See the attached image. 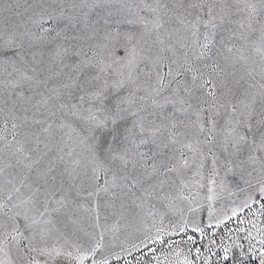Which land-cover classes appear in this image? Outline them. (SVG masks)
<instances>
[{"label":"snow or ice","instance_id":"obj_1","mask_svg":"<svg viewBox=\"0 0 264 264\" xmlns=\"http://www.w3.org/2000/svg\"><path fill=\"white\" fill-rule=\"evenodd\" d=\"M228 8L220 0H176L170 9L158 4L151 10V19L138 21L139 32H117L114 37L106 32L105 38L115 42L111 47L91 46L90 56L84 43L96 37L98 26L66 16L58 0L30 5L29 19L38 31L25 29L0 45V77L5 78L0 83L21 90L7 113L0 109L5 127L9 118L12 121L13 141L0 136L15 159V165L7 167L20 169L19 186L16 177L8 180V195L0 198V251L15 248L22 264H57L65 256L58 242L68 243L65 229L71 226L76 235L77 230L84 232L78 226L88 217L98 221L102 195L119 198L123 208L124 196L130 193L132 203L143 207L144 202L158 199L165 186L177 181L187 186L185 174L193 169L200 174L206 166L213 177L209 183L219 177L222 190L230 176L244 180L245 172L251 176L259 166V195L264 197V86L258 93L245 90L239 96L229 86V77L235 75L229 70L230 57L222 50L224 41L216 48L213 32L215 10L223 13V22ZM204 9L207 18L201 15ZM193 14L195 19L187 20ZM61 19L66 20L63 28L57 23ZM171 20L179 27L167 31L166 43L161 30ZM239 27L245 28L244 23ZM247 29L255 30L251 20ZM259 31L264 40V23ZM154 33L152 43L160 48L146 52ZM97 47L106 52L100 59H96ZM118 47L123 48V56L116 55ZM214 49L217 59L212 58ZM52 81L58 83L49 87ZM232 84L239 85L240 80ZM167 105L173 108L171 115L163 112ZM17 108L21 114H15ZM177 127L185 129L182 135L188 137L187 143L177 140ZM150 142L155 144V154L149 170L146 154L139 149ZM177 143L191 155L177 150L179 157L173 152L156 160ZM137 168L142 169L139 174ZM137 188L139 195L133 191ZM3 190L0 186V193ZM21 241H26L23 247ZM228 251L224 249L225 260ZM80 252L66 255L84 264L88 252L94 257L97 248ZM261 257L264 264V252Z\"/></svg>","mask_w":264,"mask_h":264},{"label":"rangeland","instance_id":"obj_2","mask_svg":"<svg viewBox=\"0 0 264 264\" xmlns=\"http://www.w3.org/2000/svg\"><path fill=\"white\" fill-rule=\"evenodd\" d=\"M41 2L42 0H0V45L15 38L25 29L38 31L29 19L32 15L30 5L34 6ZM187 2L188 0H185V3ZM220 2L229 6L228 15L221 22L220 16L223 13H220L219 9L215 10L217 28L213 29V32L216 48H221L220 42L224 41L222 50L224 55L230 57L229 70L235 75L229 77V86L236 90L238 96L245 90L258 93L264 86V79L261 77V69L264 68V40L261 39L259 31L260 24L264 23V0ZM58 3L64 8L66 16L86 19L90 25L100 28L94 39L82 42L85 51L91 56L93 54L89 50L91 46L111 47L115 42L111 38H105L106 32L112 33L113 37L117 32L137 33L141 29L138 23L141 18L151 19V10L158 4L161 8L166 5L170 9L176 0H58ZM183 11L180 9L181 13ZM206 13L207 9H204L201 15L207 18ZM194 19L195 14L187 16L189 21ZM249 20L255 29L251 33L247 29ZM57 23L59 28L66 26L65 19ZM240 23H244L245 28L241 29ZM176 27L179 25L175 20H171L166 28L161 30L166 43L167 31ZM88 32H91V28ZM241 33L248 38L244 39ZM154 39L155 33L148 41V45H145L146 52L155 53L160 48L159 45L152 43ZM229 47L233 49L231 53L226 51ZM95 51L100 53L96 59L106 55L102 47H97ZM123 54V48L118 47L116 55ZM212 58L217 59L215 49ZM220 62L224 64L222 57ZM140 67L144 68V65ZM164 71L167 72L166 67ZM4 79L0 77V80ZM141 79H144L142 74ZM234 79L240 80V84H232ZM56 83L58 82H50L49 87ZM20 91V89L12 91L6 84L0 83V109L7 113L16 99V93ZM24 94L31 93L25 91ZM151 110L149 108V111ZM163 112L171 115L172 106H165ZM15 114H21L18 108ZM178 118L184 119L179 115ZM184 131L182 127L174 130L177 140L187 143L188 137L182 135ZM0 136L6 137L7 141H13L11 118L6 127L4 122L0 121ZM20 138L22 137H17ZM0 148L4 149L3 153H0L2 162L0 167H3L0 186L4 189L0 193V198H3L8 195L11 188L8 180L16 177L15 182L19 186L20 169L19 166L7 167L9 163L15 165V159L10 156V148L6 146L5 141L0 140ZM139 150L146 154L145 160L150 170L154 163L150 158L155 154V144L150 142L141 145ZM177 150L191 155L181 143H177L165 149L164 155L157 156L156 160L167 159L173 152L179 157ZM140 171L142 169L137 168L135 174H139ZM196 173L197 170L193 169L185 174L187 186L182 187L179 181L173 186H165L158 199L144 202L143 207H137L132 203L133 197L130 193L124 196L123 208L119 198L114 199L111 194L102 195L98 221L88 217L83 225L78 226L88 233L87 236L79 230L76 231V235H72L71 226L65 229L69 235L68 243L64 244L63 239L58 242L57 246L63 245L65 256L59 258L57 264H76V261L66 254L76 253L78 249L81 250L80 254H83L93 246H96L97 253L93 257L88 252V259L84 260V264H205L206 261L207 264H260L261 253L264 252V244L261 243L264 241V197L259 195L262 178L259 166L252 171L251 176H248L247 172L244 173V180L250 183H245L239 176H230L228 187L223 190L219 184V177L214 178L215 183H209L213 177L210 176L208 166L199 170L200 174ZM144 186L147 187V184ZM208 187H212L213 191L209 192ZM115 191L120 189L117 188ZM133 191L136 195L140 194L139 188ZM25 193L26 190L22 189V194ZM209 196L212 197L211 200ZM138 203L140 201H137ZM59 227L63 228V224ZM25 244L26 241H21L20 246L23 247ZM225 248L229 250L227 260L224 259ZM0 264H22V257L15 248L9 246L0 251Z\"/></svg>","mask_w":264,"mask_h":264}]
</instances>
